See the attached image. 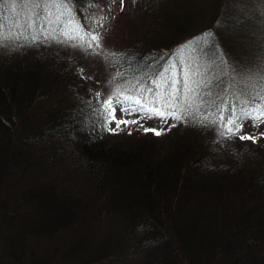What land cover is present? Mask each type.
Returning a JSON list of instances; mask_svg holds the SVG:
<instances>
[{
	"label": "trees",
	"instance_id": "obj_1",
	"mask_svg": "<svg viewBox=\"0 0 264 264\" xmlns=\"http://www.w3.org/2000/svg\"><path fill=\"white\" fill-rule=\"evenodd\" d=\"M65 4L92 34L113 12ZM49 12V0H0L5 33L44 31L0 46V264H264V141L211 122L214 105L264 87V0H123V28L99 48L67 41L68 14L48 24ZM188 54L212 72L200 113L171 136L145 133L165 120L143 112L115 132L97 116L109 98L135 109L125 96L167 89L169 64L182 81Z\"/></svg>",
	"mask_w": 264,
	"mask_h": 264
},
{
	"label": "snow or ice",
	"instance_id": "obj_2",
	"mask_svg": "<svg viewBox=\"0 0 264 264\" xmlns=\"http://www.w3.org/2000/svg\"><path fill=\"white\" fill-rule=\"evenodd\" d=\"M49 2L56 6L57 14H55V19L53 20L51 17L54 14L52 12L48 13V18L46 19L48 24L60 23L61 16L65 15V13L68 14V21L64 24V30L60 32L61 36L65 37L67 41H79L80 46L85 48H92L93 44H95L96 48L101 47L100 35L84 31L83 27L80 26L78 21L71 15V10L66 6L65 0H49ZM60 9H63V11L61 12ZM121 9L123 10V0H121ZM96 23L102 26V21H97ZM27 27L32 28L33 25L29 24ZM3 29L4 25L0 24V46H4L5 42L8 40L36 42L44 35L42 29L39 30L37 34L30 33L27 35L23 31L18 34H13L11 31L5 33ZM55 31L56 29H52L51 32L47 33L45 38H55L53 35ZM213 39L214 33L209 30L203 33L200 39L195 41V43H208ZM185 47L188 46L186 45ZM186 67L187 70L183 73V79L179 82L175 79V65L169 64L168 67L164 68L163 72L159 73L161 80L157 84V87L166 84L167 89L161 87L160 92H153V98L151 100H146L142 103L141 99L125 96V101H134V103L139 106L138 108L131 109V111L143 112L148 118L156 116L165 121L168 118L180 121L192 117L193 113L199 114L201 111V104L198 101H203L204 97L199 93L198 89L205 81L193 79L194 76L200 75L199 68L193 71L191 64ZM169 73H171V75H169ZM261 79L264 80V75L261 76ZM177 83L181 84L179 89L176 88ZM144 91L151 92L152 89L149 88ZM117 95H119V93H117ZM97 96H99V93H97ZM256 100H259V103H255ZM115 103L116 105H122V101L119 99H117ZM250 104L251 106H249ZM214 107L216 110L215 119L211 122L218 123L219 126L224 129V131L220 133L222 137L232 138L238 136L240 140L256 142V137L253 135L241 134V130L244 122L247 120H251L253 126L256 127L264 124V87L254 96L250 93L246 94V99L244 100H240L239 97H237L236 102L229 104L228 107H224L223 102L214 105ZM120 110L122 113H129L130 111L129 108L123 106H121ZM97 116L104 121L105 125L115 123L116 128L109 129L113 132L119 129L121 125L127 126L128 124L138 123L136 120L129 121L126 119H118L116 107L111 98L104 101L100 110L97 112ZM207 120L208 116L206 115L200 122L203 123ZM144 131L145 133L151 132L156 136L163 134V129L144 128ZM261 136H264V133H261Z\"/></svg>",
	"mask_w": 264,
	"mask_h": 264
},
{
	"label": "rangeland",
	"instance_id": "obj_3",
	"mask_svg": "<svg viewBox=\"0 0 264 264\" xmlns=\"http://www.w3.org/2000/svg\"><path fill=\"white\" fill-rule=\"evenodd\" d=\"M109 5H111L110 13L108 14V18L106 21L102 22V26L100 24L95 23L94 29H97V31L100 33V37L103 40H105V44L110 43L112 39H114L116 36H118L120 33V29L123 28L124 20L123 17H120L119 13L121 12V0H109ZM95 18H98L99 16H94ZM93 18V19H95ZM99 19V18H98ZM97 22V20H96ZM112 23H115V26L112 25ZM184 66L187 70V65L191 64V68L193 71H195L197 68H199L200 75L194 76L193 79L200 81L205 80L209 78L210 72H212V68H208L205 65H201L198 61L192 60L190 54L186 55L184 58ZM93 73L92 76L96 80H101L102 77L98 73V62L95 60L93 63ZM103 91V90H102ZM102 93V92H101ZM121 106L118 105L116 107V115L118 119H126L131 120L133 119V116L131 115V109H129V113H122L121 112ZM176 120L172 118H168L165 123L162 124L160 129H163V134L160 135L161 138H165L168 136H171L174 132ZM116 127V125H115ZM123 127V125H121ZM120 127V128H121ZM116 129V130H120ZM159 129V130H160ZM261 133H264V124L259 125L258 127L253 126L252 121L246 122L241 130V134H247V135H253L256 137V142L253 143H262L264 141V136H261Z\"/></svg>",
	"mask_w": 264,
	"mask_h": 264
}]
</instances>
